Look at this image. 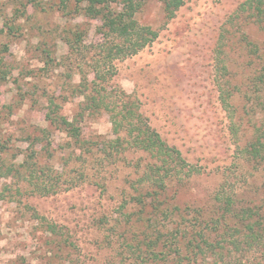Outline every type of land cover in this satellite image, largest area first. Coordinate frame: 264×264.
Masks as SVG:
<instances>
[{
  "label": "rangeland",
  "instance_id": "rangeland-1",
  "mask_svg": "<svg viewBox=\"0 0 264 264\" xmlns=\"http://www.w3.org/2000/svg\"><path fill=\"white\" fill-rule=\"evenodd\" d=\"M24 1L26 16L14 20L18 4L0 0V59L7 71L0 82V264H106L110 252L98 220L115 215L129 169L105 167L101 173L109 181L104 190L86 183L68 189L58 185L45 195L32 192L20 174L8 171L32 151L48 183L73 166H63L66 135L44 119L46 95L64 93V68L57 62L45 67L37 47L45 43L59 58L67 51L60 37L74 23L91 25L88 39L95 38L96 21L76 14L74 6L62 12L59 0ZM242 1L184 0L167 20L158 0H145L136 18L158 29L157 38L136 54L114 61L112 82L138 101L148 124L169 145L200 167L201 173L185 184H172L180 205L206 206L220 185L234 193L237 206L264 204V166L242 151L264 120L253 92L257 68L240 33L224 32L228 16ZM4 22L20 24V29L12 32ZM236 23L250 40L264 39L255 25ZM220 49L226 71L220 69ZM72 81H78L77 74ZM220 85L233 88L229 112L220 103ZM81 99L63 103L61 113L71 118ZM81 126L85 138L111 134L106 113L87 116ZM38 216L60 227L73 246L49 242ZM241 264H264L260 249L245 254Z\"/></svg>",
  "mask_w": 264,
  "mask_h": 264
},
{
  "label": "trees",
  "instance_id": "trees-1",
  "mask_svg": "<svg viewBox=\"0 0 264 264\" xmlns=\"http://www.w3.org/2000/svg\"><path fill=\"white\" fill-rule=\"evenodd\" d=\"M10 1L18 4L13 9V19L24 18L28 2ZM158 1L167 20L184 4V0ZM144 2L59 0L62 12L74 6L72 10L76 14L96 21L95 38L90 40L91 25L69 26L60 37L67 51L59 58L45 43L37 47L44 56L45 67L57 62L64 68V93L46 95L44 119L66 135L62 146L68 150V155L63 166L70 162L73 166L62 169L53 178L54 183H48L32 151L8 171L20 174L32 192L45 195L55 192L58 185L68 189L86 183L104 190L109 181L101 173L105 167L129 169L124 175L115 215H104L98 220L102 242L110 252L106 264H241V258L256 249H260L264 258V204L250 202L237 206L234 193L224 185L218 187L213 201L206 206L177 204L172 184H185L201 173L200 167L187 162L176 147L169 145L148 124L139 111L138 101L112 82L116 72L114 61L136 54L158 36V29L136 18ZM238 21L246 26L255 25L264 32V0L240 2L228 16L224 29L231 36L240 33V41L252 56V64L257 68L252 78L253 92L264 114V39L261 42L250 40L247 34L241 33L240 26H236ZM7 24L4 22L12 32L20 29V24ZM221 51L217 58L220 69L226 71ZM74 74L78 75L76 83L72 81ZM6 75L0 59V82ZM233 92L232 87L220 85V103L228 112ZM78 97L82 99L71 118L61 113L63 103ZM101 113L108 115L110 136L85 138L81 123L87 116ZM242 151L248 159L264 166V120L255 127L253 137ZM38 218L50 236L49 242L73 246L60 227L43 217ZM238 253L239 258H236Z\"/></svg>",
  "mask_w": 264,
  "mask_h": 264
}]
</instances>
